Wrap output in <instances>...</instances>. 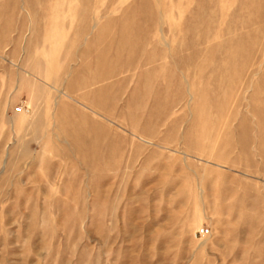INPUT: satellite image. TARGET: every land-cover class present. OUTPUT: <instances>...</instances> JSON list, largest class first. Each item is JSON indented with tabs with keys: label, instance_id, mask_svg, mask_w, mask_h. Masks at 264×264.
Instances as JSON below:
<instances>
[{
	"label": "rangeland",
	"instance_id": "rangeland-1",
	"mask_svg": "<svg viewBox=\"0 0 264 264\" xmlns=\"http://www.w3.org/2000/svg\"><path fill=\"white\" fill-rule=\"evenodd\" d=\"M0 264H264V0H0Z\"/></svg>",
	"mask_w": 264,
	"mask_h": 264
},
{
	"label": "built area",
	"instance_id": "built-area-1",
	"mask_svg": "<svg viewBox=\"0 0 264 264\" xmlns=\"http://www.w3.org/2000/svg\"><path fill=\"white\" fill-rule=\"evenodd\" d=\"M25 109L23 107H20V108H17L16 111L19 113V112H22L24 111ZM27 111V110H26ZM208 233V230L205 229V228H202L201 230H199L198 234L200 236H203V235H206Z\"/></svg>",
	"mask_w": 264,
	"mask_h": 264
}]
</instances>
